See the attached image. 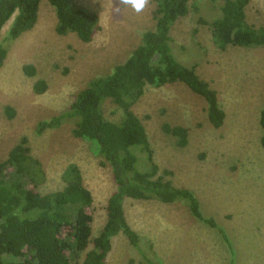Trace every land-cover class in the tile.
Masks as SVG:
<instances>
[{
  "label": "rangeland",
  "instance_id": "374dc122",
  "mask_svg": "<svg viewBox=\"0 0 264 264\" xmlns=\"http://www.w3.org/2000/svg\"><path fill=\"white\" fill-rule=\"evenodd\" d=\"M100 17L102 29L91 42L70 33L56 32L57 16L48 0H42L37 25L13 42L6 40L12 20L2 31L0 43L6 56L0 64V161L23 137L31 154L39 159L46 180L38 187L48 193L64 186L63 172L70 164L81 170L84 184L93 194V232L106 223V204L116 189L112 168L96 154L88 140L73 134L75 124L65 121L39 133L44 120L66 111L74 95L99 75L111 73L141 42L145 31L154 29L155 0L136 13L119 0H74ZM121 8L120 14L113 12ZM190 12L172 28L176 54L218 93L226 113L224 124L215 128L208 118L204 99L183 83L161 87L148 85L134 105L147 129L154 159L162 175L176 186L190 189L202 212L225 230L205 224L182 202L155 200L125 202L130 225L154 246L151 254L163 264H264V147L261 144L260 112L264 105V47L230 45L222 50L201 19H210L209 0H191ZM202 13V14H201ZM248 20L264 25V0H249ZM204 16H208L206 18ZM32 64L35 75L25 73ZM40 81L47 89L35 90ZM7 107L14 110L13 117ZM108 102L105 112L117 116ZM183 126L188 144L164 125ZM108 264H143L140 253L123 234L113 238ZM74 264H83V257Z\"/></svg>",
  "mask_w": 264,
  "mask_h": 264
},
{
  "label": "trees",
  "instance_id": "16d2710c",
  "mask_svg": "<svg viewBox=\"0 0 264 264\" xmlns=\"http://www.w3.org/2000/svg\"><path fill=\"white\" fill-rule=\"evenodd\" d=\"M42 0H0V38L5 25L12 20L7 41H15L33 29L39 21ZM191 0H155V27L145 31L141 42L129 57L114 67L111 73L92 78L85 88L74 95L68 109L37 126L56 128L65 121L75 124L73 134L88 140L92 150L112 168L116 184L106 204V223L94 235L93 215L89 209L94 198L84 184L80 168L70 164L63 172L64 186L48 193L37 189L45 182L41 161L31 154L28 139L23 137L0 161V264H74L83 257V264H108L113 238L123 234L141 256L143 264H163L151 254L143 238L130 225L125 209L127 199L155 200L162 203L184 202L192 215L205 224L225 230L204 215L196 195L188 188L176 186L161 174L155 162L147 129L134 111V105L145 94L148 85L161 87L183 83L206 103L209 120L221 127L226 113L218 93L197 72V65L181 62L172 28L190 12ZM57 16L56 32L74 33L83 42H91L102 29L97 13L78 5L74 0H48ZM216 14L199 23L208 25L214 44L224 50L228 46L264 47V25L248 20L249 0H209ZM202 14V13H201ZM209 18L208 16H204ZM6 46L0 43V64L6 56ZM25 73L35 75L32 64ZM47 89L40 81L35 90ZM112 103L116 118L106 115V103ZM13 117L14 110L7 107ZM261 144L264 147V105L260 112ZM165 131L177 137L179 146L188 144V130L183 126L164 125Z\"/></svg>",
  "mask_w": 264,
  "mask_h": 264
},
{
  "label": "clouds",
  "instance_id": "9594fccd",
  "mask_svg": "<svg viewBox=\"0 0 264 264\" xmlns=\"http://www.w3.org/2000/svg\"><path fill=\"white\" fill-rule=\"evenodd\" d=\"M150 0H119L121 5L130 6L136 13L144 11ZM113 12L120 14L121 8L119 6L114 7Z\"/></svg>",
  "mask_w": 264,
  "mask_h": 264
}]
</instances>
